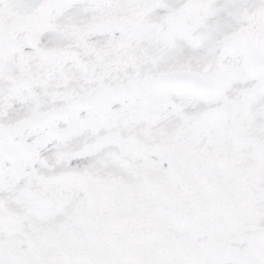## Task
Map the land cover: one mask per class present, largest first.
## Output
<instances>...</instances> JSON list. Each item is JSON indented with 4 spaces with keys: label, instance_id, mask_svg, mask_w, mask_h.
Here are the masks:
<instances>
[{
    "label": "snow or ice",
    "instance_id": "snow-or-ice-1",
    "mask_svg": "<svg viewBox=\"0 0 264 264\" xmlns=\"http://www.w3.org/2000/svg\"><path fill=\"white\" fill-rule=\"evenodd\" d=\"M0 264H264V0H0Z\"/></svg>",
    "mask_w": 264,
    "mask_h": 264
}]
</instances>
